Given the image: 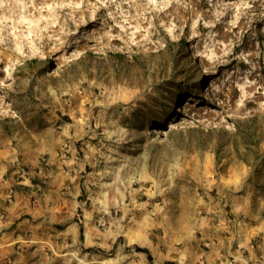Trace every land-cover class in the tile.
I'll return each mask as SVG.
<instances>
[{"label":"rangeland","instance_id":"rangeland-1","mask_svg":"<svg viewBox=\"0 0 264 264\" xmlns=\"http://www.w3.org/2000/svg\"><path fill=\"white\" fill-rule=\"evenodd\" d=\"M0 264H264V0H0Z\"/></svg>","mask_w":264,"mask_h":264}]
</instances>
